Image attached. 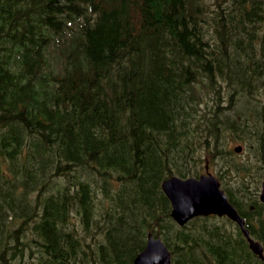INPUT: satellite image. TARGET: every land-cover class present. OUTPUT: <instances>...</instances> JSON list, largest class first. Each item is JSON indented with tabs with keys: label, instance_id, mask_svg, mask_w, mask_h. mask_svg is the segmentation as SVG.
I'll return each instance as SVG.
<instances>
[{
	"label": "trees",
	"instance_id": "1",
	"mask_svg": "<svg viewBox=\"0 0 264 264\" xmlns=\"http://www.w3.org/2000/svg\"><path fill=\"white\" fill-rule=\"evenodd\" d=\"M205 164L264 254V0H0V264H264L170 216Z\"/></svg>",
	"mask_w": 264,
	"mask_h": 264
},
{
	"label": "water",
	"instance_id": "2",
	"mask_svg": "<svg viewBox=\"0 0 264 264\" xmlns=\"http://www.w3.org/2000/svg\"><path fill=\"white\" fill-rule=\"evenodd\" d=\"M240 148L237 145L234 150L239 151ZM161 189L170 201V216L178 224H184L195 215H225L238 224L249 248L263 257L261 243L250 236L243 217L229 201L219 179L208 170L207 165L205 172L198 176L166 177L161 182ZM259 199L264 203V179L260 183ZM133 264H170V251L160 237L149 234L145 246L133 259Z\"/></svg>",
	"mask_w": 264,
	"mask_h": 264
},
{
	"label": "rangeland",
	"instance_id": "3",
	"mask_svg": "<svg viewBox=\"0 0 264 264\" xmlns=\"http://www.w3.org/2000/svg\"><path fill=\"white\" fill-rule=\"evenodd\" d=\"M213 171V173H215V171L214 170H212Z\"/></svg>",
	"mask_w": 264,
	"mask_h": 264
},
{
	"label": "bare ground",
	"instance_id": "4",
	"mask_svg": "<svg viewBox=\"0 0 264 264\" xmlns=\"http://www.w3.org/2000/svg\"><path fill=\"white\" fill-rule=\"evenodd\" d=\"M226 191V190H225Z\"/></svg>",
	"mask_w": 264,
	"mask_h": 264
}]
</instances>
